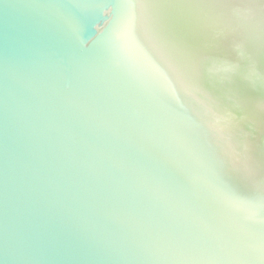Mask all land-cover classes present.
Masks as SVG:
<instances>
[{
  "label": "water",
  "instance_id": "95a60500",
  "mask_svg": "<svg viewBox=\"0 0 264 264\" xmlns=\"http://www.w3.org/2000/svg\"><path fill=\"white\" fill-rule=\"evenodd\" d=\"M0 264H264V0H0Z\"/></svg>",
  "mask_w": 264,
  "mask_h": 264
}]
</instances>
